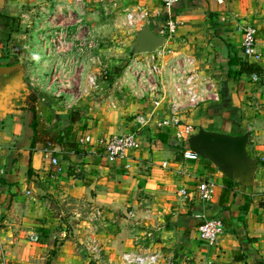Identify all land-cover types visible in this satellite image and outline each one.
I'll return each instance as SVG.
<instances>
[{"label": "crops", "instance_id": "crops-1", "mask_svg": "<svg viewBox=\"0 0 264 264\" xmlns=\"http://www.w3.org/2000/svg\"><path fill=\"white\" fill-rule=\"evenodd\" d=\"M75 5L74 0H5L4 6H40L38 24L44 6L63 13ZM84 6L87 22L101 38L97 52L104 61L108 33L115 30L116 43L132 40L135 47L145 26L159 34L170 14L178 21L176 35L162 47L147 54L134 49L128 59L165 51L164 61L193 60L194 69L216 84L219 100L202 103L183 119L194 136L202 129L248 133L247 153L256 164L253 185L225 176L203 157L184 159L185 141L154 124L163 114L156 112L151 125L140 128L136 117L150 115L152 105L122 87V68L102 83L105 91L97 99L87 96L74 104L68 92L57 96L59 87L49 80L54 59L46 58L40 37L35 45L25 38L24 55L17 61L0 57V66H24V81L39 97L37 115L53 117L52 129L45 124L48 135L69 133L75 142L81 134L99 138L137 131L139 146L113 160L99 148L78 146L82 153L75 154L56 143L62 172L52 176L45 144H32L35 112L25 107L0 115V264H91L92 248L105 252L98 264H118L127 251L160 252L173 264H264V76L239 73L231 63L247 61L264 69V0H181L169 12L160 0H85ZM134 11L146 12L147 22L128 28L126 17ZM249 24L258 32L256 55L247 60L241 28ZM74 58L57 61L75 76ZM81 64L84 77L95 72L89 58ZM226 178L236 181L234 187L226 186ZM204 180L215 183L207 202L197 195ZM212 218L222 220L224 231L210 245L200 239L198 226Z\"/></svg>", "mask_w": 264, "mask_h": 264}, {"label": "built area", "instance_id": "built-area-1", "mask_svg": "<svg viewBox=\"0 0 264 264\" xmlns=\"http://www.w3.org/2000/svg\"><path fill=\"white\" fill-rule=\"evenodd\" d=\"M84 1L74 0L76 5L66 8L65 14L64 12L62 13L63 8H56L48 16L46 10L43 9L42 15L44 16L39 28L43 31L48 24L52 27L47 34L45 33L46 35L40 36L41 46L45 49L46 58L54 59V62L51 63L52 69L49 80L59 87L57 96L60 97L61 92H68L74 100V104L92 91L104 93L105 86L102 83L108 82L111 75L107 66L103 65V63L101 64L100 55L97 57L91 56L99 49L100 39L98 32L86 20ZM160 1L165 11L169 12L181 0ZM60 15L63 16V19L58 22ZM76 16H78V19L75 24H72L71 22ZM47 17H49V20ZM146 22L147 14L144 11H134L126 17V26L128 28H133L137 24H145ZM178 26V21L170 14L158 35L163 36L165 42V40L176 35ZM241 29L243 36L242 54L248 60L256 55L258 29L250 24L245 25ZM48 34L51 36L48 37ZM66 55H76L79 58L72 60V65L81 64L85 58H89V61L95 62V64L98 62V65L101 66V71L91 72L87 76V86L79 88L83 93L77 97L72 94L76 88L75 76L69 75L65 69V64L57 61ZM164 56L165 51L155 56L145 57L144 60L134 56L131 57L121 69V85L122 87L127 86L133 94L135 93L134 96L140 94L152 105L150 115L140 114L136 117V124H139L140 128L151 125L156 112L163 114L162 120L154 124L165 130H173L176 138L186 143L182 150L183 158L186 160H197L201 155L189 144L195 130L184 121L183 116L208 100H219V91L216 84L204 78L194 69V62L191 58L181 57L164 61ZM208 97L209 99H207ZM75 142L81 147L99 148L103 155L113 160L126 158L129 151L139 146L137 131L126 135H110L99 138L81 134L76 138ZM2 153L3 148L0 144V162ZM43 154L44 158L48 159L53 167V169H50L52 176H57L62 172L59 159L55 156L54 144L48 143L45 145ZM214 189L215 183L211 180H204L199 186L197 195L203 202L210 201L213 197ZM223 231L224 224L219 218L204 220L198 226L200 239L210 245L217 242ZM35 240L37 241L38 238H35ZM95 251L97 252L96 248H92V252ZM121 260L122 264H173L171 261H164V255L160 252H125Z\"/></svg>", "mask_w": 264, "mask_h": 264}, {"label": "rangeland", "instance_id": "rangeland-1", "mask_svg": "<svg viewBox=\"0 0 264 264\" xmlns=\"http://www.w3.org/2000/svg\"><path fill=\"white\" fill-rule=\"evenodd\" d=\"M44 10H46V13L49 14L51 13V8L50 6H44ZM86 8V6H85ZM37 9H41L40 6H5L3 11L0 12V57H3L4 59H7L8 57H15L16 61L19 60L21 55H24V45H25V38H28L31 42L30 44H36L35 42L38 40L39 42V37L42 35H46L47 32L50 31V25H46L47 27L43 29L44 34H42L38 28H40L41 24L38 23L36 24V21L41 18L39 13L37 12ZM36 12V14L34 13ZM41 12V11H40ZM77 14V12H76ZM49 20V17H47ZM78 19V16L75 17V19L71 22L72 24H75ZM92 22L89 23L91 25ZM92 26V25H91ZM130 27V26H129ZM97 32V31H96ZM115 32V30H114ZM114 32L112 34L108 33V42L106 44V48L108 50L107 55H105V61L104 58H101V64L103 63L105 66H107L108 69L111 70V73L114 74L115 69H120L124 66L125 62L128 61L129 55L131 53L133 54L134 50V42L132 40H129L128 42H123V43H116V39L112 38L114 36ZM46 33V34H45ZM52 33V31H51ZM50 33V34H51ZM48 34L47 36L50 37L51 35ZM26 36V37H24ZM32 39H30V38ZM101 40V38H99ZM101 43V42H100ZM41 45V43H40ZM102 47L105 45L104 43L101 44ZM101 49V47H99ZM117 49H120L123 54L118 55L117 54ZM98 49L95 51L96 53L91 54V56H98L97 52ZM76 56V55H74ZM75 59V58H74ZM79 59L76 56L77 60ZM91 66L93 70L99 72L101 71V66L98 65L99 63L95 64V62L90 61ZM78 69H81L80 71ZM76 71H78L79 74H76L74 77L75 80V90L72 92V94L79 96L83 92L82 90H79L80 87L82 86H87L88 83V77H84L83 71V66L80 63L76 64ZM110 75L109 81L113 80V75ZM99 93L98 91H92L90 94L86 95L85 97H93V99L99 98ZM75 112H79V109L76 110ZM47 119L44 118V122L46 123L47 128L52 129V123L47 122ZM57 134V132L55 133ZM88 251V250H87ZM54 252V251H52ZM128 252V251H127ZM125 252H122L119 255V261L118 264H122V255ZM105 255V252L102 251H95V252H90L88 251V257L92 260V263H96L97 261L104 260L103 256ZM102 262V261H101ZM100 264H105V263H100Z\"/></svg>", "mask_w": 264, "mask_h": 264}, {"label": "water", "instance_id": "water-1", "mask_svg": "<svg viewBox=\"0 0 264 264\" xmlns=\"http://www.w3.org/2000/svg\"><path fill=\"white\" fill-rule=\"evenodd\" d=\"M4 5L5 0H0V12L3 11ZM163 44L164 37L145 26L137 34L134 49L136 52L150 53L162 47ZM24 75V66L21 63L0 66V87L3 84L16 81L27 87ZM27 90L30 91L28 87ZM0 109L4 110L6 114L8 108L3 106ZM76 119H79V116ZM248 141V133L233 136L202 129L191 139L190 144L201 157L214 163L225 176L237 179L243 186L249 188L253 185V173L256 164L247 153Z\"/></svg>", "mask_w": 264, "mask_h": 264}, {"label": "trees", "instance_id": "trees-1", "mask_svg": "<svg viewBox=\"0 0 264 264\" xmlns=\"http://www.w3.org/2000/svg\"><path fill=\"white\" fill-rule=\"evenodd\" d=\"M231 63H236L237 66L240 67L239 73H247V74H254L257 76H264V69L255 64L249 63L247 61H240V60H232ZM38 102H39L38 95L32 90H30L29 100L25 107H28L29 109L35 112L34 120L32 122V128L34 129V136L32 138V144H35L38 142H42L45 145H47L48 143H52V144L60 143V144H64V146L67 148L69 152H72L75 154L82 153V150L78 148V145L75 142H73V137L67 136L69 133L68 134L66 133L65 135L59 134L57 138L48 135V133L45 130L46 123L40 121V119L43 118V116L39 117L37 115ZM52 118L49 117L46 121L53 123L54 120ZM225 182H226V186L230 188L234 187V185L236 184V181L229 179V178H226Z\"/></svg>", "mask_w": 264, "mask_h": 264}, {"label": "flooded vegetation", "instance_id": "flooded-vegetation-1", "mask_svg": "<svg viewBox=\"0 0 264 264\" xmlns=\"http://www.w3.org/2000/svg\"><path fill=\"white\" fill-rule=\"evenodd\" d=\"M0 107L6 106L7 112L14 108H24L29 100V91L18 81L14 83H6L0 87ZM5 114L0 109V115Z\"/></svg>", "mask_w": 264, "mask_h": 264}]
</instances>
